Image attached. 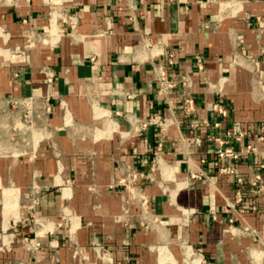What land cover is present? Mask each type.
<instances>
[{"label":"crops","instance_id":"1","mask_svg":"<svg viewBox=\"0 0 264 264\" xmlns=\"http://www.w3.org/2000/svg\"><path fill=\"white\" fill-rule=\"evenodd\" d=\"M0 31L33 42L2 52L0 107L33 98L51 110V136L15 176L28 183L24 168L35 171L40 203L55 193L80 220L70 237L40 240L57 248L55 264H162L157 250L166 264H264V192L248 183L264 182V0H0ZM168 60L177 85L161 97L154 67ZM3 191L4 207L17 203Z\"/></svg>","mask_w":264,"mask_h":264},{"label":"rangeland","instance_id":"2","mask_svg":"<svg viewBox=\"0 0 264 264\" xmlns=\"http://www.w3.org/2000/svg\"><path fill=\"white\" fill-rule=\"evenodd\" d=\"M20 45L22 46L10 41L7 32L0 31V58H3L4 51L9 54L11 51L30 48L33 45L31 37L25 34L24 42ZM50 116L51 110L33 98L14 99L6 107H0V264H55L52 261L54 255L51 256L50 253L57 248L51 246L44 249L39 244L40 240L70 237L73 234L74 219H77L78 223L80 221L67 206V202L64 203V199L61 200V204H56L58 193V196L52 193L54 197L47 201V205L43 201L40 203V190L43 189L39 187L41 184L35 171L24 168L30 178L28 183H21L15 176L16 161L26 158L32 163L36 146L51 136L48 126ZM4 164L7 165L6 168ZM120 185L128 188L130 184L122 179ZM9 188L16 190L18 198L17 203L12 199L6 201L5 209L3 196L6 192L3 190ZM52 190L56 188L52 187ZM128 191L131 201L142 206L143 200L134 192L135 189L129 186ZM126 207L128 209L129 206ZM16 210L15 216L10 214ZM42 212H45V215L41 214ZM51 223L55 229L49 227ZM63 224L66 225L65 228L62 227ZM90 239L94 257L103 261L104 252L94 240L95 236ZM178 249L181 252L179 246ZM156 254L163 261L162 264L169 262L167 259L163 260L159 250Z\"/></svg>","mask_w":264,"mask_h":264},{"label":"built area","instance_id":"3","mask_svg":"<svg viewBox=\"0 0 264 264\" xmlns=\"http://www.w3.org/2000/svg\"><path fill=\"white\" fill-rule=\"evenodd\" d=\"M169 58H171V56H168ZM195 64L196 67L199 71L202 70V64L201 61L196 58L195 60ZM166 65L169 66L171 65V60H168L167 62H165V64H157L154 67V81L156 83V94L158 96L161 97H165L167 92L171 89H173L176 85L177 82H175L174 80H169L166 76ZM49 81V79L47 80ZM180 85L182 88H185V82H180ZM181 104H182V111L185 114L190 113L193 110V102L192 99L188 96L187 93L183 92L181 94ZM210 110L216 112L217 114L224 116V110L218 106L216 103H211L210 104ZM147 124H156L158 125V127L160 128V130H162L165 125H166V120L163 118H159L158 116H152L151 118L148 119ZM195 124V125H194ZM142 126H145V124H143ZM190 126L191 129L194 128L196 126V122H190ZM242 137L241 133H238L235 137L234 140L239 141ZM220 144L222 142H219ZM253 148L250 147H245L244 150H238V151H232L231 149L227 148V149H223V150H218L217 151V157L218 158H228V159H236L240 154L242 153H247V152H252ZM219 172L224 174V175H230L233 176L234 178H236L235 180L237 182H240V179L238 178L236 171L234 168L231 167H225V168H221L219 169ZM135 176L136 175H132L130 178L131 180H135ZM191 179H195L197 176L194 174H190L189 176ZM252 187H257V191L258 192H264V182L261 180L259 175H253L252 178L249 180L248 182ZM143 200V204L145 203L144 198H141Z\"/></svg>","mask_w":264,"mask_h":264},{"label":"bare ground","instance_id":"4","mask_svg":"<svg viewBox=\"0 0 264 264\" xmlns=\"http://www.w3.org/2000/svg\"><path fill=\"white\" fill-rule=\"evenodd\" d=\"M66 117H67V115H66ZM69 118V117H68ZM67 123V122H66Z\"/></svg>","mask_w":264,"mask_h":264}]
</instances>
